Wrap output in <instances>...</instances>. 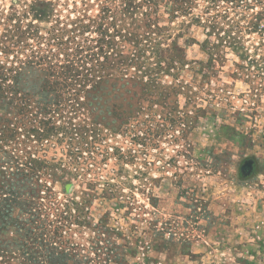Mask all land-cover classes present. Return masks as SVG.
Here are the masks:
<instances>
[{
  "label": "rangeland",
  "instance_id": "rangeland-1",
  "mask_svg": "<svg viewBox=\"0 0 264 264\" xmlns=\"http://www.w3.org/2000/svg\"><path fill=\"white\" fill-rule=\"evenodd\" d=\"M0 214V264H264V0H0Z\"/></svg>",
  "mask_w": 264,
  "mask_h": 264
},
{
  "label": "trees",
  "instance_id": "trees-1",
  "mask_svg": "<svg viewBox=\"0 0 264 264\" xmlns=\"http://www.w3.org/2000/svg\"><path fill=\"white\" fill-rule=\"evenodd\" d=\"M6 218H7L6 215L0 214V228L4 227V225L6 223V221H5ZM3 232H4L3 234L5 235V238L7 240L10 239V237H12V235H13V232L11 231L10 228L4 229Z\"/></svg>",
  "mask_w": 264,
  "mask_h": 264
}]
</instances>
